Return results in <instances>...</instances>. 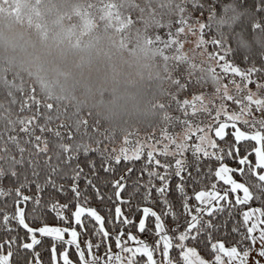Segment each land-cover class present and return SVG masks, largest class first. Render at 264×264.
<instances>
[{
	"label": "snow or ice",
	"instance_id": "obj_1",
	"mask_svg": "<svg viewBox=\"0 0 264 264\" xmlns=\"http://www.w3.org/2000/svg\"><path fill=\"white\" fill-rule=\"evenodd\" d=\"M0 264H264V0H0Z\"/></svg>",
	"mask_w": 264,
	"mask_h": 264
}]
</instances>
